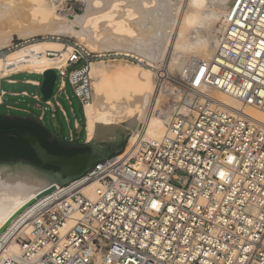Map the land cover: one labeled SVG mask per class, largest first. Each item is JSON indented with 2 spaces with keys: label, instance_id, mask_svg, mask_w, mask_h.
Masks as SVG:
<instances>
[{
  "label": "built area",
  "instance_id": "1",
  "mask_svg": "<svg viewBox=\"0 0 264 264\" xmlns=\"http://www.w3.org/2000/svg\"><path fill=\"white\" fill-rule=\"evenodd\" d=\"M48 56L60 63L57 91L32 97L41 114L60 109L69 120L59 95L70 84L82 108L91 102V65L103 55L65 43ZM156 70L162 138L137 135L33 199L0 233V264H264V123L208 92L264 111V0H235L212 59H190L177 77Z\"/></svg>",
  "mask_w": 264,
  "mask_h": 264
},
{
  "label": "bare ground",
  "instance_id": "2",
  "mask_svg": "<svg viewBox=\"0 0 264 264\" xmlns=\"http://www.w3.org/2000/svg\"><path fill=\"white\" fill-rule=\"evenodd\" d=\"M50 1L48 4L45 0H0V51L4 47L12 46L15 36L27 41L10 53L0 55V80L19 71L43 72L60 65L56 59L49 57L48 53L63 50L65 43L52 40L28 41L38 33L52 32L76 36L90 50L99 47L100 49H97L100 55H103L102 52L106 49V45L103 44L112 39L113 43H107L109 46L113 44L114 47H119L121 54L136 58L140 67L148 69L144 72L143 69L146 68H141L143 73L136 74L138 77L136 76L135 82L133 81L135 89L126 91L119 85L116 89L117 83L113 87L116 79L113 85L107 87L105 85V82L111 81V77L108 76L115 65L106 64L103 59L92 63L90 75L93 80V99L83 108L86 128L89 129L86 139L88 142L115 139V133L101 132L106 131L107 123H114L132 132L129 146L137 135L140 136V127L143 123L147 125L143 136L160 139L164 135L160 128L166 123L167 113L151 115L153 104L158 105L160 102L154 69L159 67L160 62L164 64L168 62L166 68L168 73L175 70L181 72L185 61L191 57L212 59L216 36L224 26L225 16L235 2V0H82L87 4L85 6L87 9L78 14L71 13L69 2ZM217 21L220 26L215 28V33L211 37L206 36L207 32L204 35L203 30L208 27L207 25ZM191 29L199 34L201 38L199 43L188 51L179 50L177 45L171 49L175 31L178 30L179 38H184L186 32ZM69 47L67 52L71 50V46ZM137 68L139 70V67ZM37 81L31 80L33 84H37ZM124 81L119 82L122 84ZM125 89H129L128 86ZM208 92L220 106L240 110L245 115L264 123L263 110L245 106L237 97L215 89H208ZM220 93L227 97H221ZM1 99L0 94V101ZM52 185L54 184L31 173L18 172L15 167L12 170L0 167V233L33 199ZM26 225L27 231L31 232L32 225L30 223ZM11 249L18 252L19 246L14 243Z\"/></svg>",
  "mask_w": 264,
  "mask_h": 264
},
{
  "label": "rangeland",
  "instance_id": "3",
  "mask_svg": "<svg viewBox=\"0 0 264 264\" xmlns=\"http://www.w3.org/2000/svg\"><path fill=\"white\" fill-rule=\"evenodd\" d=\"M45 1L48 2V4H50V2H51L50 0H45ZM69 3H70V7H71V10H70L71 13L75 12V13L79 14V13H83V11H85V9H87V8H85V6L87 4L82 0H73V1H70ZM65 6L67 7L66 3H65ZM207 26L210 28H208ZM207 26H206L207 28H205L203 30V34L206 35V32H207L206 36L208 37L210 35L209 37H211L215 33V28H219L218 26H220V25H219V22L217 21V22H213ZM32 38H30V40H28V41L29 42H39V41H44V40H52V41H61L63 43H69V44L77 43V44L83 46L89 52L99 54V51H98V49H100L99 47L94 48V49L98 48L95 51H94V49L90 50L88 47H86V45L84 43L80 42V40L76 36H73V35H58L57 33L48 32L45 34L44 33H38L35 37H32ZM178 38H179V33L177 30V31H175V33L173 35V42H172L171 49L176 48V45H177L179 50H187L188 51L191 47H193L197 43H199L198 41H200V39H201V38H199V34L196 31H194L193 29L187 31L184 38H179V39ZM112 41H113L112 39H109V40H107V42H105L106 44H103V45H106V49H105V51L102 52L104 54H103V57H101V59L105 60L106 64L112 63L113 65H115L111 71L112 76H111V73H110V76H108V77H111L110 78L111 81L109 80L110 81V82L108 81L109 83L105 82V85H106V87H107V85H110V86L113 85V83L116 79L118 82L116 81L114 83L113 87H115V84L117 83V85H116L117 87H115L116 89L120 87L121 89L126 90V91H133V89H135V86H134L135 85V83H134L135 79L134 78L137 76L136 74L141 75L143 73V71L145 72V70L148 69V67H143V68H146V69H143L142 67H140L138 65L139 62L136 58L123 55L120 53L121 50L118 49L119 47H117V46L114 47L113 44H110L111 46H109V44H107V43H113ZM21 43L22 44L27 43V41L26 40L24 41V39L19 38L18 36H15V38H14V44L15 45L13 44L12 46L2 48L0 51L1 52L0 55L2 56V55H6V54L10 53L12 50L16 49V47L18 45H20ZM123 43H126V42H123ZM107 47H111V49L110 48L108 49ZM112 47H114L115 49ZM193 58H197V57H191L190 59H193ZM109 59H111V60H109ZM189 60L187 59L185 61V63ZM79 65L80 64L74 65L71 67V69L78 68ZM136 67H139V70H138V68L136 69ZM167 67H168V62H166L165 64H164V62H162V63L160 62L159 67H156V68H164V70H167L166 69ZM141 68L143 69V71ZM156 68L154 69V72L158 74V70H156ZM129 70H131V71H129ZM140 72H142V73H140ZM167 72H168V70H167ZM177 72L175 70V71H171L169 73H171L170 76L177 77V75H179L180 71L178 72V74H177ZM33 73H35V72H33ZM33 73L19 71V72H16V73L8 76V77H5L7 79H16L17 78L19 80V83H13V82L8 83L7 81L2 80L1 88L6 90L8 94L5 96L4 104L0 105V113H19V112L42 113V110L37 105V101L32 97V94L36 93L37 91H39L41 93V88H38V87L31 85V84L20 83L21 80H26V81L28 80V82H31V80L33 78H38L40 80L44 79V77L42 75L41 76L33 75ZM122 73L123 74L125 73V74L122 75ZM130 73H132V74H130ZM146 73H149V72L146 71ZM114 74H115V76L113 77ZM129 74L131 75V77ZM117 75H119L118 78H116ZM120 75H122V77ZM133 75H134V77H133ZM119 77H120V79H119ZM128 77H129V79H128ZM121 78H123L124 80L126 78L127 81L125 80L126 81L125 82ZM29 79H31V80H29ZM131 79H132V81L130 82ZM119 81H124L122 83L123 85ZM118 83H120L121 85ZM128 83L132 84L133 86L129 87L131 85H129ZM118 85H119V87H118ZM124 85L126 87L128 86L129 89H125L126 87H124ZM57 87L58 86L55 85V91H57ZM113 87L108 86V88H113ZM24 90L27 91V93L29 95H22V93H20L18 95L11 94L14 92H21ZM220 94H221L220 95L221 97L225 96L222 93H220ZM67 95L69 96V98L67 97ZM114 95H116V94H114ZM225 97H227V96H225ZM229 98H231V97H229ZM58 100L62 104L63 108L66 110L69 120L75 122V123H70V122H68V123L71 125H74V126H76L75 124L78 123V127L86 128V117H85V114H83V112L81 110V102H80L79 98L76 96L74 89L70 84H68V86H67L66 94L65 93L60 94L58 97ZM160 100H161L160 102L163 103L164 97H163V100H162V98H160ZM160 102H159V104H160ZM9 104L12 105L13 107H17V109H15V108L9 109L7 107V105H9ZM154 105L155 104H153L152 109H153ZM152 109H151V112H152ZM44 114L48 115V116H52V109L51 108L47 109L44 112ZM151 115H152V113H151ZM56 117L66 119V117L63 115V113L60 109L58 110ZM146 127H147L146 123H143L141 125L140 136L144 135ZM160 130L164 134V132L166 131L165 123H164L163 127L160 128ZM131 135H132V132L130 133L129 139H130ZM72 137L73 138H84L85 140H87L86 139L87 133L84 136H72ZM116 139H117V137L115 136V139L114 138H109V139H105V140L104 139H98V140H95L94 142H91V143L95 144V145H99V146H106L107 141H115ZM129 139H128V143H129ZM128 143L125 145V147L128 145ZM177 173L180 176H185V174L182 171H178ZM174 183L177 185L181 184L179 180H175Z\"/></svg>",
  "mask_w": 264,
  "mask_h": 264
},
{
  "label": "water",
  "instance_id": "4",
  "mask_svg": "<svg viewBox=\"0 0 264 264\" xmlns=\"http://www.w3.org/2000/svg\"><path fill=\"white\" fill-rule=\"evenodd\" d=\"M43 77L44 79L41 87V94L45 100H48L54 93L57 73L53 69H48L45 71ZM81 110L84 114L82 106ZM7 114H12L16 117H29L40 121L42 125L50 130L54 136L58 135L62 142H64L63 145L61 144V146L64 148L68 143L67 141H70L72 143L78 142L81 143L82 146L91 147V150L88 152L79 153L72 156L53 154L50 153L42 145L41 141L36 138L30 131L23 129L0 128V136L2 137L20 136L26 139L42 165L41 166L39 164L33 163L30 164L25 160L16 159L17 161L0 162V167H8L10 170L14 169L15 167L18 172L31 173L39 179L54 184L44 190L41 193L42 195L54 189L55 185L58 187H62L70 181L86 175L87 171L94 169L99 161L105 162V160L109 159L110 157L123 152L125 149V145L128 143V139L131 133L129 129L119 124L107 123L106 131L101 130V132L115 133L117 139L115 141H107L106 146H99L88 142L84 138H73L72 136H84L89 131V129L87 128L74 126L68 123H75L73 121L59 117L48 116L41 113L19 112ZM46 166H51L52 168H47ZM54 168H58V170H55Z\"/></svg>",
  "mask_w": 264,
  "mask_h": 264
},
{
  "label": "trees",
  "instance_id": "5",
  "mask_svg": "<svg viewBox=\"0 0 264 264\" xmlns=\"http://www.w3.org/2000/svg\"><path fill=\"white\" fill-rule=\"evenodd\" d=\"M35 75V74H33ZM0 128L1 129H23L30 131L36 138H38L42 145L53 154L72 156L79 153L88 152L91 150L89 146H82L81 143H76L71 148H64L58 143L50 146L47 142L50 139V133L47 128L42 125L40 121L29 117H17L15 120L7 117H0ZM77 145V146H76ZM116 154V153H112ZM30 159L38 164H41L37 155L29 145V142L18 136V137H2L0 136V160L9 159ZM52 168L51 166H46ZM58 170V168H54Z\"/></svg>",
  "mask_w": 264,
  "mask_h": 264
},
{
  "label": "crops",
  "instance_id": "6",
  "mask_svg": "<svg viewBox=\"0 0 264 264\" xmlns=\"http://www.w3.org/2000/svg\"><path fill=\"white\" fill-rule=\"evenodd\" d=\"M22 73V72H21ZM45 73V72H44ZM44 73L43 72H35V73H33V74H35V75H39V76H43L44 75ZM33 79H35V80H38L37 82V84H33V83H31V82H28V80L26 81V80H21V82L20 83H23V84H31V85H34V86H36V87H38V88H41L42 87V83H43V80H40V79H38V78H33ZM2 80H5V81H7L8 83H11V82H13V83H19V80L16 78V79H7V78H3V79H1L0 80V94H1V97H2V99H1V101H0V105H2V104H4V99H5V96L8 94L7 93V91L6 90H4V89H2L1 88V84H2ZM29 80H31V79H29ZM39 84V86H37ZM55 85H57L58 86V82H56V84ZM58 88V87H57ZM23 92H27V91H21V92H14V93H11V94H14V95H18V94H20V93H23ZM54 92H56L55 91V89H54ZM36 93H40L39 91H37ZM41 94V93H40ZM42 95V94H41ZM7 107L10 109V108H15V109H17V107H13L12 105H7ZM52 109V116L53 117H56L57 116V112L58 111H55L53 108H51ZM10 112V111H9ZM76 126H78V123H76L75 124Z\"/></svg>",
  "mask_w": 264,
  "mask_h": 264
},
{
  "label": "flooded vegetation",
  "instance_id": "7",
  "mask_svg": "<svg viewBox=\"0 0 264 264\" xmlns=\"http://www.w3.org/2000/svg\"><path fill=\"white\" fill-rule=\"evenodd\" d=\"M0 117H7V118H9V119H12V120H15L17 117L15 116V115H12V114H7V113H0ZM33 119V118H32ZM47 131H49V133H50V139L48 140V144L50 145V146H52V145H54V143H58V144H64V142H62V140L58 137V135L57 136H54L52 133H51V131L50 130H48L47 129ZM68 143L66 144V147L65 148H71L73 145H75L76 143H72V142H70V141H67ZM77 146V145H76ZM17 160H25L26 162H28V163H30V164H38V163H36V162H34V161H32V160H30V159H26V158H20V159H17ZM17 160H15V159H9V160H0V162H4V161H10V162H12V161H17ZM39 165H41V164H39ZM42 166V165H41Z\"/></svg>",
  "mask_w": 264,
  "mask_h": 264
}]
</instances>
